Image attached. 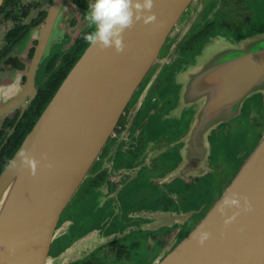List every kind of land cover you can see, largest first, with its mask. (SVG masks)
I'll return each instance as SVG.
<instances>
[{"label":"water","instance_id":"95a60500","mask_svg":"<svg viewBox=\"0 0 264 264\" xmlns=\"http://www.w3.org/2000/svg\"><path fill=\"white\" fill-rule=\"evenodd\" d=\"M69 1H51L39 31L35 60L40 59L49 36L59 29ZM193 1L154 0L156 22L147 26L137 23L126 31L122 54L87 46L11 158L16 159L21 151L34 157L38 161L35 177L20 166L18 158L16 169L5 166L0 173V264H73L134 232L180 225L201 211L138 210L127 214L129 224L112 231L107 215L48 259L52 243L67 232L65 226L56 228L62 211L157 61L172 28ZM35 65L34 61L29 69L27 86ZM173 87L179 94L177 110L192 115L188 147L207 143L213 128L233 118L248 98L264 94V28L233 38L213 35L179 67ZM24 94L1 106L0 117L11 112ZM233 193L247 198L252 210L244 211V199H240V209H226L221 216L216 209ZM237 212L233 223L225 227L224 219ZM198 231L210 233L203 246L194 239ZM158 258L160 264H264V133L195 228L186 237L177 233L147 264H155Z\"/></svg>","mask_w":264,"mask_h":264},{"label":"flooded vegetation","instance_id":"af4514ba","mask_svg":"<svg viewBox=\"0 0 264 264\" xmlns=\"http://www.w3.org/2000/svg\"><path fill=\"white\" fill-rule=\"evenodd\" d=\"M51 1L0 0V107L26 92L11 112L0 117V133L4 134L0 137V150L26 115L39 108L40 95L48 92L52 73L65 65L68 57L76 56L80 34L93 30L85 20L92 0H70L61 14L59 29L49 36L40 59L35 60L39 31ZM216 6L217 11L211 16ZM262 18L264 0H194L186 8L62 211L56 228L65 226L67 232L52 243L48 259L107 215L112 231L129 224L130 212H189L202 207L193 219L180 225L134 232L73 264H136L166 248L177 233L186 237L195 228L262 137L264 95L248 98L233 118L213 128L198 155L197 147L189 148L186 141L192 115L176 108L179 94L173 87V76L213 35L236 37L257 29ZM34 61V74L27 86ZM244 120L248 131L252 124L256 129L248 144L246 140L241 143L245 136L237 132ZM227 161L232 167H225L229 173L224 181L208 189L205 184L209 178L222 176ZM179 169L182 173L174 175Z\"/></svg>","mask_w":264,"mask_h":264},{"label":"clouds","instance_id":"9594fccd","mask_svg":"<svg viewBox=\"0 0 264 264\" xmlns=\"http://www.w3.org/2000/svg\"><path fill=\"white\" fill-rule=\"evenodd\" d=\"M153 8L154 0H92V3L88 5L85 20L89 28L93 30L86 33L83 40L90 47H96L102 51L113 49L116 54H122L125 50L124 33L126 31L131 30L137 23L147 26L156 22L157 17L152 12ZM17 158L20 166L29 169L30 175L35 177L38 161L24 151H21ZM17 158L9 159L5 166L9 170L16 169L18 167ZM47 167L51 168V165ZM240 199H244L243 210L251 211L247 198H241L236 193L224 198L216 211L221 216H225L226 209H240ZM238 214V212L234 213L224 219L225 227L233 223ZM209 237V232L198 231L194 239L200 246H203ZM155 264H160L159 258Z\"/></svg>","mask_w":264,"mask_h":264},{"label":"trees","instance_id":"16d2710c","mask_svg":"<svg viewBox=\"0 0 264 264\" xmlns=\"http://www.w3.org/2000/svg\"><path fill=\"white\" fill-rule=\"evenodd\" d=\"M90 32V31H88ZM86 32V33H88ZM86 33L80 34V40H78V50L76 53V56L72 58H67L68 61L65 65H62L58 69H56L49 79V88L48 92L40 95V102H39V108L36 111H33L31 113H28L26 117L22 120L21 123H19L16 127V130L11 138H9L8 142L3 146V148L0 150V173L4 169L6 162L12 158L16 150L21 145L23 139L25 136L30 132L32 129L35 121L38 119L44 108L46 107L47 103L51 100L52 96L70 71V69L73 67L75 61L78 59V57L84 52L88 44L83 40V36ZM4 134L0 137H3ZM0 141V145H1Z\"/></svg>","mask_w":264,"mask_h":264},{"label":"rangeland","instance_id":"374dc122","mask_svg":"<svg viewBox=\"0 0 264 264\" xmlns=\"http://www.w3.org/2000/svg\"><path fill=\"white\" fill-rule=\"evenodd\" d=\"M198 3V2H197ZM195 6V5H194ZM218 6V5H217ZM217 6L216 7H214L215 8V10L212 12V14H210L211 16H213L214 14H215V11H217ZM196 7V6H195ZM187 20L188 19H186L184 22H183V24L184 23H186L187 22ZM257 28H264V19L262 18L261 19V21H260V23H259V26L257 27ZM248 32H250V31H245V32H243V33H240V34H244V33H248ZM238 35V34H237ZM264 94H260V95H258V96H256V98L257 99H259L261 96H263ZM251 98H253V97H251ZM239 126H241L238 130H237V132H239V133H241V136H245L243 139H241V143L243 142V141H245L246 140V143L248 144L249 142H251V139H253V134H254V132H256V129H254L253 130V124L251 125V127L252 128H250V130L248 131V125H247V122L244 120L243 121V123L242 124H239ZM246 131H248L247 132V134L245 135V132ZM229 134H231V133H229ZM232 137V135H230V138ZM224 162V161H223ZM225 163V162H224ZM224 169L222 170V172L224 173L222 176H219V175H217V176H214V177H212V178H209V180L207 181V184H205V186L207 187L208 186V189H210V188H213V187H215V186H217L218 184H220V183H222L223 181H224V179H225V174H227V173H229L228 172V167H232V164L229 162V161H227V164H225L224 166ZM225 167H227V168H225ZM216 177V178H215ZM201 208L202 207H200L197 211H200L201 210ZM199 214V213H198ZM196 216V215H195ZM94 225V224H93ZM92 225V226H93ZM64 241V240H63ZM161 249H159V250H156L150 257H143L142 259H141V261L140 262H145L144 264H147V263H149L152 259H153V257H155V256H157L161 251H160ZM49 259H52L51 257H49ZM140 262H138V263H140ZM137 264V263H136Z\"/></svg>","mask_w":264,"mask_h":264},{"label":"bare ground","instance_id":"6f19581e","mask_svg":"<svg viewBox=\"0 0 264 264\" xmlns=\"http://www.w3.org/2000/svg\"><path fill=\"white\" fill-rule=\"evenodd\" d=\"M202 143H198L197 145V154L200 155L203 151V148H202Z\"/></svg>","mask_w":264,"mask_h":264},{"label":"crops","instance_id":"0c3cea01","mask_svg":"<svg viewBox=\"0 0 264 264\" xmlns=\"http://www.w3.org/2000/svg\"><path fill=\"white\" fill-rule=\"evenodd\" d=\"M56 242V241H55Z\"/></svg>","mask_w":264,"mask_h":264}]
</instances>
